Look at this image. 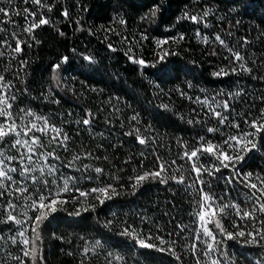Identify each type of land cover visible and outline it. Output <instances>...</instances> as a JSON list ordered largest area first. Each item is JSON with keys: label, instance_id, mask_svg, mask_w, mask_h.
<instances>
[{"label": "trees", "instance_id": "1", "mask_svg": "<svg viewBox=\"0 0 264 264\" xmlns=\"http://www.w3.org/2000/svg\"><path fill=\"white\" fill-rule=\"evenodd\" d=\"M0 8V109L10 113L0 125L19 133L0 140V168L11 177L0 178V264H33L24 255L33 248L35 264H264V247L238 235L264 234V133L250 152L225 144L264 121V0H0ZM208 144L215 154L184 156ZM221 152L244 159L202 172L201 184L193 164L219 167ZM161 165L159 178L137 184ZM101 188L107 196L93 191ZM41 194L46 205L58 201L55 212L32 207ZM224 205L236 207L222 214ZM40 212L48 218L37 227Z\"/></svg>", "mask_w": 264, "mask_h": 264}, {"label": "snow or ice", "instance_id": "2", "mask_svg": "<svg viewBox=\"0 0 264 264\" xmlns=\"http://www.w3.org/2000/svg\"><path fill=\"white\" fill-rule=\"evenodd\" d=\"M37 3L40 2V0H36ZM4 9L3 8H0V13H4ZM66 14V13H65ZM192 20H196L197 17L196 16H192L191 17ZM48 23V20L46 19H40L39 21V25H45ZM39 25L37 24H32L31 27L29 29H27V31L31 32L33 29H35L36 27H38ZM183 37H181L182 39ZM217 39H219V37H217ZM221 43H223V41H221ZM20 44L19 42L17 43V47L15 49V51H20ZM65 60H67V57L64 58ZM85 60H89L91 61L92 60V57H88V56H85L84 57ZM161 59H163V57H161ZM236 59L237 60H240L242 59L238 54H236ZM137 63H139L140 65H144V61L143 60H139V61H136ZM55 67H59V65H56ZM244 71H251V69H248V68H243ZM223 71V70H221ZM221 73H215V75H220ZM237 95H239V93H237ZM13 99H15L13 97ZM9 107H11V105H9ZM225 108L228 107L227 103H225L224 105ZM32 113L29 112V115H31ZM216 116L219 118L218 122L219 123H224L225 120H226V117H223L221 116L220 113H215ZM10 115V113H8L7 111H5L4 109H0V116H8ZM133 119H135V117H133ZM82 123L84 125H89L90 124V121L89 119H84L82 121ZM45 125L47 126V121L45 120ZM249 126L250 128L254 129L253 132H249V133H245L243 136L241 137H237V136H231L228 138V140L225 141V144L228 145L229 147H233L235 148V145H241V150L244 151V152H250L254 149L257 148V144L254 142V137L259 134V133H264V121H261V122H257V121H251L249 122ZM234 127H239L238 124L234 125ZM32 129H36V125L35 124H32L31 126ZM41 131H44V130H41ZM52 131L56 132V136L52 138V141H55L59 135H60V132H59V129H56V128H53ZM208 132H213L215 131V129H212V128H209L207 130ZM13 133H15L16 135H19V133L17 132V126L15 124H12L10 127H7V130H5V126L4 125H0V140H3L5 137H8V136H11ZM27 134V133H25ZM252 137V138H250ZM68 139V137L65 135L64 136V140L66 141ZM137 140L140 144H144L146 141L145 139L143 138H140V137H137ZM50 141V143L52 142ZM39 141L37 139H33V143H38ZM231 142H235V143H231ZM22 142L17 139L15 141V144L12 145V147H16L17 145H20ZM61 144H63V141L60 142ZM25 146H27L29 148V151L31 152L33 149L30 145H28L27 141L24 142ZM250 145V147H249ZM204 152V153H208V154H215V152L217 151L216 148L211 145V144H208L206 147L202 146L201 148H198L197 150H194L192 151L190 154L188 152H185L184 153V156L187 157L188 159H193V158H199L198 157V153L199 152ZM48 155H53L52 153H49ZM56 159H58V157H54ZM8 159H12V157H8ZM23 159V157L21 158ZM29 160H31V156L28 157ZM45 160L48 159V156H45L44 157ZM78 159V157H77ZM244 157L241 156V155H236V156H230L229 154L225 153V152H221L219 155L216 156V160L219 164V167H217L216 165H213L211 167H208V168H205L203 166H200V167H197L196 164L194 163L193 164V171H195L197 173V177H198V180H199V176L201 175L202 172H205V173H208L209 176H212L215 174V172H219L221 168H228L232 165H230V163H228L229 161H243ZM4 163L3 160H0V165H2ZM165 170V166L164 165H161L160 166V170L159 171H156V172H153V173H145V175H142V176H138L136 178V182L137 184H139L141 181H144L145 179L151 177L153 179H156V178H159L161 176V173ZM9 171H16L15 168H12L10 169ZM31 169L28 168V167H25L23 168V170L21 171V175L24 176L26 173L30 172ZM41 171L43 172V169H41ZM57 171V169L54 167V166H49V171H48V175L49 176H54L55 172ZM95 172L96 173H101L102 172V169L100 168H96L95 169ZM251 175V174H249ZM0 178H6V179H11L10 176H8L7 172L3 169V168H0ZM227 180L228 183H231L232 182V177H226L225 178ZM32 180L34 183H41V180L40 178L38 177H35L33 176L32 177ZM162 183H165L166 181L164 180H161ZM199 182L201 184H204L205 181L203 180H199ZM178 183H183V178H181L180 181H178ZM262 185H264V181L261 182ZM0 185H2V181H0ZM43 185L44 187H49V182L47 180H44L43 181ZM252 189H257V185L256 184H250L249 185ZM111 187V186H109ZM19 191H26V189H18ZM63 191H68V180H65L64 181V187L62 189ZM93 191H100L102 193L105 194V196H107V193H108V189L107 188H101V189H93ZM260 192L262 195H264V187H261L260 188ZM2 194V193H0ZM52 195V193L50 192L48 194V196L50 197ZM81 195H86V193H81ZM253 197H255V193L252 194ZM48 197L44 196L43 194L39 195L37 200H34L33 203H32V207L37 209V211L39 212L41 209H44V208H51V211L52 212H55L56 211V208L55 207H52L53 205H56L58 203V201L56 199H52L50 201V204L46 205L44 203L45 199H47ZM203 199L205 201H208L210 199V197L205 194ZM257 199V203H259V200L258 198ZM60 203H63V201H59ZM101 203H103V200H101ZM229 207H236L235 205H224L222 208H220V212L222 214H226V209H228ZM87 210V209H86ZM259 211L261 212H264V204H259ZM237 211V214L239 215L240 214V209H236ZM76 215H79V213H76ZM252 216V213L251 212H243L242 213V216L241 218H245V217H248L250 218ZM48 218V213L47 212H40V214L36 215L35 217V221L33 222L37 227L40 223H43V221L45 219ZM200 220L201 221H204L205 220V216L204 214H200L199 216ZM8 220L12 221V220H15V222L17 224L21 223V221L19 220H16L14 216H12L11 214L8 216ZM216 226L217 228H219V230L221 232H225V229L221 226L220 222L217 221L216 222ZM33 231L35 232L36 231V228L34 227L33 228ZM202 232L204 235L206 236H210L213 240H215V236L213 235V233L209 230L208 227H203L202 228ZM125 234H128V230L125 229ZM229 239L233 238V233H225ZM21 235H23V233H21ZM239 236H245L247 235L249 237V239L246 241V243L248 244H252V245H256V246H259V247H264V234H261L259 232H249V233H245L244 231H240L238 233ZM259 237V238H258ZM37 239H39V234L37 233V236H36ZM197 239H199V237H197ZM139 244L142 246V247H147V248H151L152 245L150 244H146L143 240H139L138 241ZM24 244L27 245L28 244V240H24ZM195 248V246H194ZM214 250V245L213 244H208L207 246V252L206 254H209L211 253L212 251ZM36 249L33 248L32 249V252L31 254L29 252H24V255L25 256H29L31 255V259L33 261V264H35V261H36ZM177 260L180 259L179 256L176 257ZM43 259V257L41 256V260ZM117 260L121 259L120 257H116ZM109 264H111V261L109 262ZM197 264H199V261H197ZM211 264H220V261L219 260H212L211 261Z\"/></svg>", "mask_w": 264, "mask_h": 264}]
</instances>
